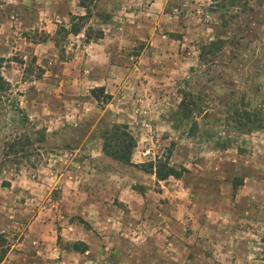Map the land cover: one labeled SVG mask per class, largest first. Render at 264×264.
<instances>
[{
    "label": "rangeland",
    "instance_id": "obj_1",
    "mask_svg": "<svg viewBox=\"0 0 264 264\" xmlns=\"http://www.w3.org/2000/svg\"><path fill=\"white\" fill-rule=\"evenodd\" d=\"M79 1L0 0V24L56 28L46 63L16 48L45 41L38 29L0 54V264H264V0H84L92 36L138 22L110 59L140 72L98 101L67 34ZM151 30L181 43L152 53ZM117 126L130 165L103 152ZM157 160L182 177L158 180Z\"/></svg>",
    "mask_w": 264,
    "mask_h": 264
},
{
    "label": "crops",
    "instance_id": "obj_2",
    "mask_svg": "<svg viewBox=\"0 0 264 264\" xmlns=\"http://www.w3.org/2000/svg\"><path fill=\"white\" fill-rule=\"evenodd\" d=\"M161 3L162 7L166 5V0H156V4ZM161 8V7H160ZM48 15V14H46ZM50 18V17H48ZM46 20H44L45 22ZM9 24H0V54H2L6 47H8L9 43H17L20 44V41H17L19 38H15V36H18V31L23 30L28 33L26 36L29 37L30 33L33 34L35 29H38L39 32L43 31L45 34V41L42 42H35L33 43L30 39L24 38L21 43H23L24 46L17 45L19 47L18 51H28L31 53L32 57H36V63H46L49 59L51 52L47 53L49 51V48H54L52 44V37L56 33L55 27H49L44 26L36 28L35 25H31L29 23H18L11 25L9 28ZM121 34H113L112 32L109 34L104 29H102L103 37L97 41H89L88 43H81V41L78 44V86L83 85H92L90 86L91 89L93 88H103L111 87L112 83L115 78L117 80L121 81L120 87L125 88V86H128V78H130L132 75L136 74L135 72H140V70L136 69H130V67L125 68V66L116 65L115 63H111V54L116 52L118 54L124 55L126 52L125 50L121 51L119 49L123 48L126 44L129 45L131 43V40L133 42L132 34L136 33L138 31V22H136V26H124V29L121 30ZM6 32V33H3ZM4 35V36H3ZM74 36V35H72ZM8 37L12 38V40H9ZM77 37L74 36V38ZM78 37H83V34L80 33ZM149 38L151 40L150 47H153L151 49L152 53H161L163 56H169L170 55V45H173V43L180 44L181 40L179 38H173L168 39L167 41H159L157 38H159L156 35L155 30H151L149 32ZM160 43V44H159ZM12 46V45H11ZM23 47V48H21ZM116 48L118 49L116 51ZM124 49V48H123ZM27 52V54H28ZM46 53V54H44ZM77 55L74 54V58H76ZM135 59H140L141 57L136 56ZM130 59H133L131 57ZM51 61V60H50ZM86 64V69H79V66ZM135 68V67H134ZM51 75L52 73L50 71H45L44 75ZM55 77H58L57 74H54ZM152 76V75H151ZM130 85L127 87L129 88ZM142 86H136L135 91L139 93L140 88ZM110 94H112V91H110ZM107 200V199H106ZM82 205L78 206L81 207ZM102 201H94L93 203H90V207L94 208V212L92 211L91 219L98 224L100 221L104 222V220H109L110 215L108 214L107 210V204L104 206ZM35 223V221H34ZM82 241V240H81ZM89 251H85L84 253H87Z\"/></svg>",
    "mask_w": 264,
    "mask_h": 264
},
{
    "label": "trees",
    "instance_id": "obj_3",
    "mask_svg": "<svg viewBox=\"0 0 264 264\" xmlns=\"http://www.w3.org/2000/svg\"><path fill=\"white\" fill-rule=\"evenodd\" d=\"M82 9L85 10V15L78 16V21L82 24L75 26V24H71L70 29L68 30L67 34H72L74 36L79 35L80 33L83 34V39L85 43L89 41H97L103 37L102 30H98L93 36V30L91 28H85V22L89 17V8L88 5L85 3L84 0H80L78 4ZM0 83H5L3 78L0 76ZM91 96L98 101L100 96L104 95L103 88H94L90 91ZM106 99L110 98V95L105 96ZM185 104V97L182 99L181 105ZM186 109V107H185ZM124 127H115L114 128V136L109 141L104 143L103 145V152L109 158L118 161L125 165H130V159L132 155V149L135 146V142L129 134L126 132L118 133L119 129ZM149 170L147 172L154 174L158 180H165L169 177L174 179H180L183 175L185 170H176L175 168L169 166L165 162L157 160L154 163L148 164ZM72 249L79 253H84L86 251V246L83 245L81 242L75 243L72 245ZM7 252L6 242L4 236L0 233V263L3 261L4 256Z\"/></svg>",
    "mask_w": 264,
    "mask_h": 264
}]
</instances>
